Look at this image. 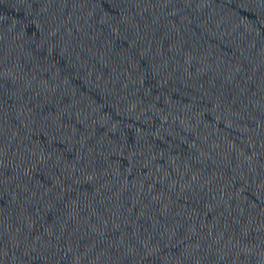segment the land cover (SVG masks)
I'll return each instance as SVG.
<instances>
[{
    "label": "water",
    "instance_id": "1",
    "mask_svg": "<svg viewBox=\"0 0 264 264\" xmlns=\"http://www.w3.org/2000/svg\"><path fill=\"white\" fill-rule=\"evenodd\" d=\"M0 264H264V0H0Z\"/></svg>",
    "mask_w": 264,
    "mask_h": 264
}]
</instances>
